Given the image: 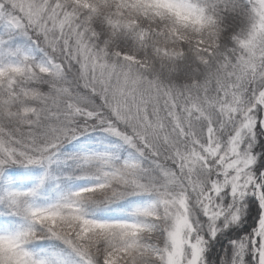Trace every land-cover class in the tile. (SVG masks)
<instances>
[{"label":"snow or ice","instance_id":"6c2138e0","mask_svg":"<svg viewBox=\"0 0 264 264\" xmlns=\"http://www.w3.org/2000/svg\"><path fill=\"white\" fill-rule=\"evenodd\" d=\"M0 264H264V0H0Z\"/></svg>","mask_w":264,"mask_h":264},{"label":"trees","instance_id":"16d2710c","mask_svg":"<svg viewBox=\"0 0 264 264\" xmlns=\"http://www.w3.org/2000/svg\"><path fill=\"white\" fill-rule=\"evenodd\" d=\"M68 147V149L70 150V151H74V150H76V149H73V147L71 146V145H69V146H67Z\"/></svg>","mask_w":264,"mask_h":264}]
</instances>
